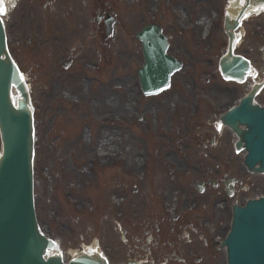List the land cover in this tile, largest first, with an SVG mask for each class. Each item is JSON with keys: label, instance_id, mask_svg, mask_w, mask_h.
<instances>
[{"label": "rangeland", "instance_id": "obj_1", "mask_svg": "<svg viewBox=\"0 0 264 264\" xmlns=\"http://www.w3.org/2000/svg\"><path fill=\"white\" fill-rule=\"evenodd\" d=\"M163 4H169L167 13L162 12L166 11L161 8ZM218 5L217 0H143L139 4L135 0H108L106 8L114 12L116 22L114 33L106 38L96 33L94 24L83 15L72 20L68 13L57 10L41 13L38 9L24 16L14 9L10 14L3 12L8 48L29 84L33 108L38 223L56 240L65 259L95 244L112 264H123L134 253L145 259L143 248L155 244L156 251L173 253L183 263L225 264L222 250L213 251L216 239L227 228L233 202L239 204L263 192L264 175L243 168V156L234 150L233 136L226 139L227 130L220 125L215 153L224 167L219 166V173L199 167L210 156L202 158L196 151L185 154L186 148L180 150L181 144L188 145L182 122L189 107H182L191 101L186 95L191 84L195 83L202 94L213 90L214 98L220 95L215 92L219 87L227 101L234 97L233 90L220 85L216 72L226 49L225 41L219 38L220 24L208 40L203 36L205 27L212 26V13ZM157 6L160 8L153 12ZM151 13L164 26L169 51L185 64L171 77L167 90L140 98L136 108L134 85L141 54L133 32ZM69 18L75 26L67 24ZM193 22L197 36L182 28ZM246 23L244 39L234 51L243 50L259 67L263 64L264 13ZM90 28L91 34L87 32ZM69 46L74 47L76 62L71 70H62L57 60ZM93 52L98 56L86 63H98L99 72L85 74L81 72L83 60ZM83 78L91 82H83ZM262 83L258 98L264 103V79ZM166 100L176 109L171 112L165 107L166 112L159 110L156 118L151 114L149 118L148 110H142L150 103L163 105ZM198 102L204 122L213 107L206 99ZM136 109L144 111L142 116L151 128L155 119L154 133L146 134L147 124L134 117ZM102 115L109 118L100 123L98 117ZM186 122L190 137L198 136V122ZM226 174L244 182L234 186L230 196L220 181ZM210 178L219 180V186H211ZM200 180L204 186L198 192L193 183ZM173 260L170 264H179Z\"/></svg>", "mask_w": 264, "mask_h": 264}, {"label": "water", "instance_id": "obj_2", "mask_svg": "<svg viewBox=\"0 0 264 264\" xmlns=\"http://www.w3.org/2000/svg\"><path fill=\"white\" fill-rule=\"evenodd\" d=\"M107 24L109 29L111 25L109 18ZM147 27L150 29H143V32L137 34L143 41V51L146 53L145 63L139 76L144 91L149 88L157 91V87H160L166 80L167 73L172 70L173 65L169 59L166 60L165 66L159 63L164 59L163 51L157 46L160 45L158 38L162 36L156 26ZM153 36L156 38L153 42H156L158 51L150 41ZM175 63L179 67V62ZM245 67V61L239 57L223 58L221 61V69L225 76L240 78ZM12 86L21 94L15 106L10 98ZM259 86L261 88L263 83L261 82ZM222 119L241 136L237 146L243 145L248 151L245 163L249 169L258 162L257 171H262L264 168V108L251 105L250 98L247 97ZM237 121L244 124L246 130H238ZM0 139L2 146L0 154V264H107L100 257H91L87 254L74 256L67 263H63L59 253H49L48 249L52 247V242L38 230L32 201L31 112L17 69L6 51L1 22ZM233 209L232 227L223 242V245L227 247L228 264H264V197L244 207L234 206Z\"/></svg>", "mask_w": 264, "mask_h": 264}, {"label": "bare ground", "instance_id": "obj_3", "mask_svg": "<svg viewBox=\"0 0 264 264\" xmlns=\"http://www.w3.org/2000/svg\"><path fill=\"white\" fill-rule=\"evenodd\" d=\"M244 0H233L232 1V7L233 10H230V14H229V20L232 21L238 14V10L239 8L243 5ZM251 7H254L255 5H258L260 2H258V0H251ZM229 222V218L227 220V223ZM85 251H88V253H93L94 251H96V247L94 244L88 246L85 248ZM223 253H225L224 249H222ZM225 262V259H224Z\"/></svg>", "mask_w": 264, "mask_h": 264}, {"label": "flooded vegetation", "instance_id": "obj_4", "mask_svg": "<svg viewBox=\"0 0 264 264\" xmlns=\"http://www.w3.org/2000/svg\"><path fill=\"white\" fill-rule=\"evenodd\" d=\"M57 1H58V4H55V6H56V7H59L60 10L66 12V13H68V14H69V12L72 11V9H73V7H74V6H72V2H73V0H50L51 3H52V2L55 3V2H57ZM103 28H104V25H103ZM68 53H69V52H68ZM151 108H155V106L152 105ZM149 249H150V248H149ZM150 252H152V251L150 250ZM151 257H152V256H151ZM165 258L167 259L168 256H165ZM152 259H154V257H152Z\"/></svg>", "mask_w": 264, "mask_h": 264}, {"label": "snow or ice", "instance_id": "obj_5", "mask_svg": "<svg viewBox=\"0 0 264 264\" xmlns=\"http://www.w3.org/2000/svg\"><path fill=\"white\" fill-rule=\"evenodd\" d=\"M261 8H264V5H261ZM5 10L2 7V0H0V13H3Z\"/></svg>", "mask_w": 264, "mask_h": 264}]
</instances>
